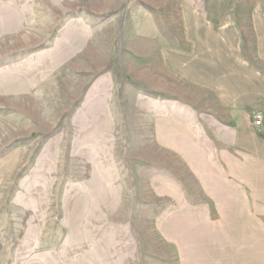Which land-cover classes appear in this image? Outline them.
<instances>
[{
	"label": "rangeland",
	"instance_id": "374dc122",
	"mask_svg": "<svg viewBox=\"0 0 264 264\" xmlns=\"http://www.w3.org/2000/svg\"><path fill=\"white\" fill-rule=\"evenodd\" d=\"M247 1L0 0V264H232L195 166L153 123L182 118L210 148L217 105L159 51Z\"/></svg>",
	"mask_w": 264,
	"mask_h": 264
},
{
	"label": "crops",
	"instance_id": "0c3cea01",
	"mask_svg": "<svg viewBox=\"0 0 264 264\" xmlns=\"http://www.w3.org/2000/svg\"><path fill=\"white\" fill-rule=\"evenodd\" d=\"M237 8L230 28L209 31L190 22L183 46L162 48L158 56L168 75L217 105L206 117L214 126L210 148H190L193 131L182 118H159L153 127L161 147L195 166L201 193L217 210L221 245L212 251L230 253L232 264H264V0ZM187 217L192 227L193 214ZM189 231L185 247L205 251L199 249L203 233Z\"/></svg>",
	"mask_w": 264,
	"mask_h": 264
},
{
	"label": "built area",
	"instance_id": "2783aa9c",
	"mask_svg": "<svg viewBox=\"0 0 264 264\" xmlns=\"http://www.w3.org/2000/svg\"><path fill=\"white\" fill-rule=\"evenodd\" d=\"M254 124L255 126H260L262 124V116L260 114H255L254 115Z\"/></svg>",
	"mask_w": 264,
	"mask_h": 264
}]
</instances>
